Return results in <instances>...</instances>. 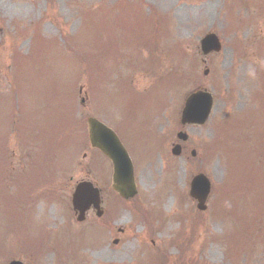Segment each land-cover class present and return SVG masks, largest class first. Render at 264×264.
I'll return each mask as SVG.
<instances>
[{
  "label": "rangeland",
  "instance_id": "374dc122",
  "mask_svg": "<svg viewBox=\"0 0 264 264\" xmlns=\"http://www.w3.org/2000/svg\"><path fill=\"white\" fill-rule=\"evenodd\" d=\"M117 1L0 0V264H264L263 247L238 245L264 212V109L254 99L264 84V0H128L134 15L94 37L81 13ZM228 3L245 23L228 27ZM207 32L223 48L204 63ZM196 89L212 93L210 117L181 127ZM90 116L117 133L132 161L129 200L117 198L111 162L89 146ZM227 118L234 129L219 130ZM180 129L188 139L174 156ZM199 172L211 182L204 211L189 196ZM80 180L100 188L101 217L90 209L75 220Z\"/></svg>",
  "mask_w": 264,
  "mask_h": 264
},
{
  "label": "water",
  "instance_id": "95a60500",
  "mask_svg": "<svg viewBox=\"0 0 264 264\" xmlns=\"http://www.w3.org/2000/svg\"><path fill=\"white\" fill-rule=\"evenodd\" d=\"M200 49L203 55L213 51L220 50V43L215 34L209 33L200 41ZM208 70H204L206 74ZM212 104V97L207 92L197 91L190 94L184 104L181 112L180 122L182 124H202L207 118ZM89 139L92 146L99 148L106 154L113 163V188L124 198L133 196L136 192L133 184L132 165L128 155L117 139L116 135L105 125L96 119L89 118ZM179 139L187 138L185 133L177 134ZM172 153L179 154L180 146L175 145L172 148ZM195 152L192 151V155ZM210 183L208 179L202 175H196L191 182L190 195L198 200L197 207L204 209V201L209 192ZM100 198L99 191L93 187L92 183L81 181L75 186L72 193V206L79 211L78 220L84 218V211L90 206L97 210L96 214L101 215L102 211L99 208ZM8 264H22L18 260H13Z\"/></svg>",
  "mask_w": 264,
  "mask_h": 264
},
{
  "label": "trees",
  "instance_id": "16d2710c",
  "mask_svg": "<svg viewBox=\"0 0 264 264\" xmlns=\"http://www.w3.org/2000/svg\"><path fill=\"white\" fill-rule=\"evenodd\" d=\"M127 4H129L131 8L132 7L135 8V5H136L133 2L130 3V1H128V0H118L117 2L111 4L110 6H102L104 9L101 6L89 8V10L86 9L84 13H81L82 14L81 20H82L83 24H85V26L91 25V31L93 28L92 25H94V28H93L94 37H95V35L98 36L100 33V30H102L103 28L108 26V22L110 23V25H113L114 23L121 21L123 18H130L131 15L132 16L134 15L131 9L126 8ZM259 4H260V6H262V1H260ZM225 5H226L225 10L227 13V17L229 19V22H228L229 28L234 27V26H240L243 23H245V20H243L242 18H239V19L234 18V14H233L232 9H231L232 4L228 3ZM155 15H156L155 10L151 9L150 13L148 14V19L153 18ZM157 16H158V18L154 19V23L161 21L160 15L157 14ZM150 22H153V20ZM39 37H41V34L39 33V28H38V30H36L35 32H32L31 39H30V41L32 43L31 45H34L35 42L38 43L37 40L39 39ZM231 44L233 45V47L237 51H239L241 49V47L243 46L242 41H240L238 38H234L232 40ZM14 57H17L16 53H15ZM177 75L180 76L179 73H177ZM176 78L178 80L180 79V78L175 77V76L173 77V79L175 81H177ZM259 97H260V99H259ZM254 99L258 100V103L259 104L261 103V106L264 109V84L263 83H262L261 90H259L255 94ZM255 114H254V111L251 112L252 116H255ZM245 116H247V115H245ZM234 127H235V125H234V123L232 124L231 119L227 118L226 120L222 121L221 125L218 126V129L219 130H223V129L227 130L228 128L234 129ZM235 129H237V127ZM242 138H243V136H242ZM215 148H216V146H213L211 152H214ZM226 153H227V155H230V150L228 149V151ZM259 167H261V165H259ZM247 170H250V172L252 173L251 169H249V168H246V170H244V172H246ZM230 174H231V172H228V175H227L230 179V186H234V182H236V181L234 179L230 178L231 177ZM253 230H256V232L250 236L253 238L252 239H248L249 237L244 238V239H242V243H239L238 245L244 246V244H248V245H251L252 247L261 246L264 248V212H262L260 216H257L256 221L254 223V229ZM227 242H228V246H227L226 250L228 252V254H227L228 258L236 257V255H237L235 253L236 250L235 249H234V251L232 250L234 243L231 242V240L229 238H228ZM188 263L189 264H196L194 261H190V262L188 261ZM182 264H184V263H182Z\"/></svg>",
  "mask_w": 264,
  "mask_h": 264
}]
</instances>
